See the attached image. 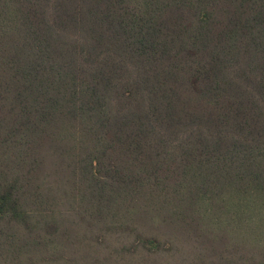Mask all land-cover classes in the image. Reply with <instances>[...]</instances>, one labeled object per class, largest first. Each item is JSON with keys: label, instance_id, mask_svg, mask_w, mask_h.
I'll return each instance as SVG.
<instances>
[{"label": "trees", "instance_id": "trees-1", "mask_svg": "<svg viewBox=\"0 0 264 264\" xmlns=\"http://www.w3.org/2000/svg\"><path fill=\"white\" fill-rule=\"evenodd\" d=\"M138 216L264 264V0H0V264Z\"/></svg>", "mask_w": 264, "mask_h": 264}, {"label": "rangeland", "instance_id": "rangeland-1", "mask_svg": "<svg viewBox=\"0 0 264 264\" xmlns=\"http://www.w3.org/2000/svg\"><path fill=\"white\" fill-rule=\"evenodd\" d=\"M53 163L51 160L47 162L48 166ZM58 177L49 176L47 185L57 189ZM74 207L71 201L66 200L61 210L69 218L66 227L71 230L75 229L76 224L81 225L80 219L75 216L76 212H73ZM57 209L60 210L59 206ZM121 227H113L110 232L95 230L93 234L91 230L80 231L82 236L86 234L83 237L86 243L72 248L63 247L57 254L62 260L61 264H67L70 259L77 260L74 264H260L263 261L258 255V247L233 231L217 235L174 230L164 226L159 219L150 222L144 221L141 216L128 220ZM22 232L29 233L26 229ZM141 233L160 239V248L150 249L142 245ZM92 235L96 239L91 243ZM52 254L44 250L39 258H51Z\"/></svg>", "mask_w": 264, "mask_h": 264}]
</instances>
